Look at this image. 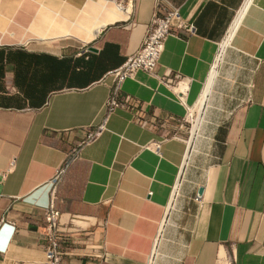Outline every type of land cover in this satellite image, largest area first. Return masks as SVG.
Listing matches in <instances>:
<instances>
[{
  "label": "crops",
  "instance_id": "crops-1",
  "mask_svg": "<svg viewBox=\"0 0 264 264\" xmlns=\"http://www.w3.org/2000/svg\"><path fill=\"white\" fill-rule=\"evenodd\" d=\"M106 2L0 0V264H52L51 180L76 152L56 193L62 264H264V0H134L81 39ZM173 9L195 33L175 24L109 113L112 72Z\"/></svg>",
  "mask_w": 264,
  "mask_h": 264
},
{
  "label": "built area",
  "instance_id": "built-area-1",
  "mask_svg": "<svg viewBox=\"0 0 264 264\" xmlns=\"http://www.w3.org/2000/svg\"><path fill=\"white\" fill-rule=\"evenodd\" d=\"M108 2L116 3L120 9L131 12L134 0H103ZM178 24L179 27L186 29L189 33H195V26L183 20L181 13L178 9L167 11L164 15L156 13L147 27V32L142 43L141 48L135 54L131 55L122 67L116 69L112 74L116 77V85L112 90L111 97L108 102L109 113L113 112L117 108H130L129 98L125 101L119 100V93L122 89L123 83L127 79L135 78L139 71H146L150 74L155 75L160 64V59L165 51L166 41L170 36L173 35L172 27ZM233 31H230L226 40H229ZM224 43L221 45L223 47ZM221 47V48H222ZM171 87H177V85H184V80L180 77L176 79L168 78L166 80ZM186 88L177 91V96L181 102L185 101ZM197 109L190 111L189 118L194 120L196 117ZM193 112V113H192ZM143 125H148L146 121L142 122ZM184 126V125H183ZM105 128V123L100 125L97 131L89 134L88 141L95 139ZM149 148L155 149L160 152L161 143L154 142L148 146ZM78 157V153L71 155L64 161V163L57 169L56 174L51 180L53 187V199L49 209L45 213V223L47 229L46 235V254L52 264H62L64 251L61 244V211L56 205V193L59 184L62 182L64 174L67 172L73 161ZM10 169L0 170V184L7 178ZM200 198H198L199 200ZM5 222L2 219L1 223Z\"/></svg>",
  "mask_w": 264,
  "mask_h": 264
},
{
  "label": "bare ground",
  "instance_id": "bare-ground-1",
  "mask_svg": "<svg viewBox=\"0 0 264 264\" xmlns=\"http://www.w3.org/2000/svg\"><path fill=\"white\" fill-rule=\"evenodd\" d=\"M111 5L109 4H107V5H103V10L104 9H106L107 10V14H106V16H105V18L104 19H102L101 21H99V22H96V23H94L93 25H91V26H88L87 27V29H81L80 27L81 26H77V29H76V32L77 33H79L80 35H81V39H83V40H86V41H88V40H91V39H93V38H95L96 37V35H97V33L99 32V30H100V28L101 27H103V26H105L106 24H109V23H114V22H116V21H119V20H121V19H124V18H126L127 17V11H124V10H122V9H120V7L117 5V8H116V10L115 9H112L111 10ZM113 7H114V5H113ZM115 8V7H114ZM33 28V27H32ZM46 33H44V35H45ZM48 34V33H47ZM46 34V35H47ZM45 35V36H46ZM41 36V35H40ZM45 36H43V37H45ZM49 36V34L47 35V37ZM42 37V36H41ZM46 38V37H45ZM50 38V37H49ZM47 39V38H46ZM224 46V45H223ZM216 69V67L214 68V70ZM216 72V71H215ZM212 81V80H211ZM211 86V85H210ZM209 86V87H210ZM211 88V87H210ZM208 90H210L209 88H208ZM207 90V91H208ZM207 93V92H206ZM209 94V93H208ZM206 96L207 95H204V97H205V99H206ZM203 100H204V98L202 99V101H201V103H200V106H202V104H203ZM199 109H200V107H199ZM191 111H193L194 112V109H192ZM199 111V112H198ZM192 112V113H193ZM197 113L200 115V110H198L197 109V111H196V117L198 118V116H197ZM195 117V118H196ZM194 118V119H195ZM189 145L191 146V137L189 138Z\"/></svg>",
  "mask_w": 264,
  "mask_h": 264
},
{
  "label": "rangeland",
  "instance_id": "rangeland-1",
  "mask_svg": "<svg viewBox=\"0 0 264 264\" xmlns=\"http://www.w3.org/2000/svg\"><path fill=\"white\" fill-rule=\"evenodd\" d=\"M105 2H106V1H105ZM107 4H108V5L110 4V5L112 6V7H111V10H112V9H115V10H116V8H117V4H116V3H114V2H106L105 5H107ZM113 5H114L115 8L113 7ZM104 12H105V16H106V14H107V10L104 9ZM32 29H33L34 32L39 33L40 35L43 34L42 30L37 29L36 26L33 27ZM40 42H41V41H40ZM45 42H46V41H45ZM204 101H205V97H204V100H203V104H204ZM203 104H202V106H201L200 109L203 108ZM200 109H199V110H200ZM198 112H199V111H198ZM197 116H198V118H197V117L195 118L196 121H198L197 119H199V116H200V115L197 113ZM195 119H194V120H195ZM188 128H190V125H188ZM196 128H197V124L195 123L194 129H193V135H192V137H191V142H190L191 145L193 144V139H194V136H195ZM190 147H191V146H190Z\"/></svg>",
  "mask_w": 264,
  "mask_h": 264
},
{
  "label": "water",
  "instance_id": "water-1",
  "mask_svg": "<svg viewBox=\"0 0 264 264\" xmlns=\"http://www.w3.org/2000/svg\"><path fill=\"white\" fill-rule=\"evenodd\" d=\"M218 63H219V60H218V61L216 62V64H215V67H216V68L218 67ZM215 67H214V68H215Z\"/></svg>",
  "mask_w": 264,
  "mask_h": 264
}]
</instances>
